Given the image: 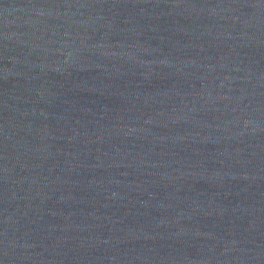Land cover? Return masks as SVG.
<instances>
[{
    "label": "water",
    "instance_id": "water-1",
    "mask_svg": "<svg viewBox=\"0 0 264 264\" xmlns=\"http://www.w3.org/2000/svg\"><path fill=\"white\" fill-rule=\"evenodd\" d=\"M0 264H264V0H0Z\"/></svg>",
    "mask_w": 264,
    "mask_h": 264
}]
</instances>
